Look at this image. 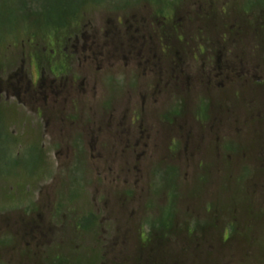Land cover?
Returning a JSON list of instances; mask_svg holds the SVG:
<instances>
[{
    "label": "rangeland",
    "instance_id": "1",
    "mask_svg": "<svg viewBox=\"0 0 264 264\" xmlns=\"http://www.w3.org/2000/svg\"><path fill=\"white\" fill-rule=\"evenodd\" d=\"M36 1L0 0V264H264V0H211L226 30L186 36L185 53L174 37L179 54L157 43L162 73L181 66L189 83L175 81L169 110L164 97L135 106L143 129L157 115L163 130L125 138L106 130L87 136L82 103L71 136L54 131L53 119L50 132L35 133L32 124L46 120L39 123L25 101L16 109L5 83L30 78L34 68L22 54L43 36L3 35L20 24L34 30L45 12L55 16L57 0ZM198 43L205 52L199 48L196 61ZM61 45L41 42L39 57ZM141 76L148 93L150 73ZM170 112L180 120L168 121ZM125 121L136 130L130 115Z\"/></svg>",
    "mask_w": 264,
    "mask_h": 264
},
{
    "label": "flooded vegetation",
    "instance_id": "2",
    "mask_svg": "<svg viewBox=\"0 0 264 264\" xmlns=\"http://www.w3.org/2000/svg\"><path fill=\"white\" fill-rule=\"evenodd\" d=\"M39 1L41 5L47 2ZM22 2L27 7L37 3L36 0H22ZM57 3L59 5L55 16L52 18L50 12H45L47 19L34 30L29 29L26 24H20L3 35L43 36L37 48H33V52L22 54L30 58L34 68L30 78L20 73L10 76L5 83L6 90L16 101V109L18 104L25 101L35 107V118L39 123L46 120V125L43 124L41 128L40 125L35 127L36 124H32V130L35 133L38 131L41 135L50 132L46 126L51 119L56 123L59 122V129L54 130L58 134L77 135L74 125L82 122L79 110L81 103L87 105L85 113L88 122L85 128L87 136L106 130L109 136L125 138L132 132V135H141L150 132L152 134L157 129L163 130L159 128L158 123H161L157 121V115H153V122L148 128L143 129L145 118L141 113H137L135 106L143 105L147 101L151 102L150 105H156L164 97L165 105L169 110V106H173L175 95L177 97L173 90L175 81L180 76H184L181 82L184 86L189 83V78L187 75H182L184 71L180 69L181 66L178 68L170 66L169 76L162 73V65L156 60L157 43L160 51L166 52V55L170 51L177 53L178 51L172 49L170 45L171 38L173 40L174 37L173 43L182 45L181 51L185 53L183 47L187 43L186 36H198L196 38L200 40L201 36H218L221 30L227 29L217 22L218 7L211 0L197 2L159 0L151 4L145 0H57ZM261 13L264 14V9ZM233 26L229 23L228 28L232 29ZM222 34L226 35L221 32L220 35ZM49 38H52L57 46L62 44L61 50L59 52L52 50L51 54L46 52L44 56L39 57L41 42L47 44ZM197 45V53L192 54L196 61L201 55L199 48L205 52L201 43ZM79 46L82 51H79ZM69 47H72L70 53H68ZM219 53L220 51L217 54ZM31 54L34 56L32 57ZM45 58L46 63L49 62V68L43 65ZM32 59L37 63V67L34 66ZM77 66L87 74L86 81L84 76L80 82L78 81L79 77L75 70ZM143 69L150 73V84L144 86L150 88L147 89L148 93L144 91V83L141 80ZM178 69L181 70V74H177V77L175 73H179ZM230 69L237 72L236 68ZM213 70L216 71L217 77L221 75L217 66L211 69ZM34 74L36 80L33 79ZM26 78L27 82L24 81ZM83 94L86 97H83ZM158 94L159 97H155ZM31 99L34 100L33 103ZM99 114L102 117L100 123L97 121ZM127 115H130L132 125H136V130L126 124ZM167 116L170 117L167 120L171 123L180 120L177 113L170 112ZM17 128L18 125L14 126V129ZM11 132L12 135L15 133ZM181 137L183 139V136ZM168 216L172 218L173 214ZM207 224L210 227H206L207 225L205 227L209 230L211 225ZM158 225L160 224H155L154 227ZM189 226L192 227L193 224Z\"/></svg>",
    "mask_w": 264,
    "mask_h": 264
},
{
    "label": "trees",
    "instance_id": "3",
    "mask_svg": "<svg viewBox=\"0 0 264 264\" xmlns=\"http://www.w3.org/2000/svg\"><path fill=\"white\" fill-rule=\"evenodd\" d=\"M246 154H247V153H245V155H246ZM246 158H247V157H246ZM244 161L246 162L247 159H245ZM257 162H258V161H257ZM260 164H261V163H260ZM255 165L257 166V169H258V170H260L258 167L263 166V165H259V164H257V163H255ZM164 224H165V222L162 223V225H164ZM214 227H216V226H214ZM217 227H218V226H217ZM194 229H195V228H194ZM235 231H236V230H235ZM236 233H237V232H235V234H236ZM214 250H215V249H214Z\"/></svg>",
    "mask_w": 264,
    "mask_h": 264
}]
</instances>
